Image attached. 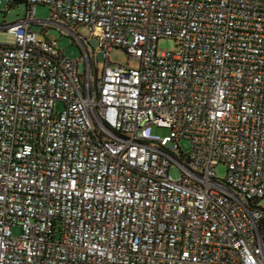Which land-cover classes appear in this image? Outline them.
Returning <instances> with one entry per match:
<instances>
[{"label": "built area", "instance_id": "2783aa9c", "mask_svg": "<svg viewBox=\"0 0 264 264\" xmlns=\"http://www.w3.org/2000/svg\"><path fill=\"white\" fill-rule=\"evenodd\" d=\"M19 3L0 26V264H264V0Z\"/></svg>", "mask_w": 264, "mask_h": 264}, {"label": "rangeland", "instance_id": "374dc122", "mask_svg": "<svg viewBox=\"0 0 264 264\" xmlns=\"http://www.w3.org/2000/svg\"><path fill=\"white\" fill-rule=\"evenodd\" d=\"M35 17L40 20H50L53 18V11L50 6L47 5H36L35 7ZM27 5L25 3H19L17 6H11L8 8V0H0V26L7 23H14L20 19H24L27 15ZM33 30L39 33V36L43 39L54 38L58 42V47L61 51L64 52L65 56L71 59H79L83 54V49L79 45L75 35L65 36L62 34V31L57 27H53L48 29L46 34L42 33L43 27L41 25H33ZM72 31L84 37L86 40L87 47L94 57V51L89 42L92 39V34L89 28L85 26L72 28ZM88 38V39H87ZM15 41L14 35L9 33L7 30H0V42L4 44H13ZM177 42L171 38H165L161 40L158 44V48L160 51H173L176 49ZM111 61L113 63L126 65L131 68H138L140 66V62L131 57L124 49H114L111 52ZM100 71L102 73L104 69V65L102 62L99 64ZM80 70L83 73L85 70V64H81ZM58 110L61 109V105L59 104L57 107ZM180 146L188 153L191 149V144L188 141L182 140L180 142ZM226 167L224 165H220L217 168V174L220 178H224L226 176ZM260 205L264 208V200L260 202ZM15 233H18V229H15Z\"/></svg>", "mask_w": 264, "mask_h": 264}]
</instances>
